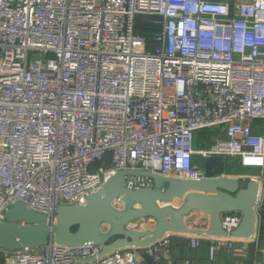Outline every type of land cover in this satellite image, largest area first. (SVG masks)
Here are the masks:
<instances>
[{
  "label": "built area",
  "instance_id": "obj_1",
  "mask_svg": "<svg viewBox=\"0 0 264 264\" xmlns=\"http://www.w3.org/2000/svg\"><path fill=\"white\" fill-rule=\"evenodd\" d=\"M196 155L257 170L241 178L264 190V0H0V222L23 202L53 224L120 170L203 178ZM153 184L126 176L130 189ZM241 220L225 213L226 236L189 246L206 243L214 261ZM169 246L103 254L52 237L0 244V264H140L142 252L160 263Z\"/></svg>",
  "mask_w": 264,
  "mask_h": 264
},
{
  "label": "water",
  "instance_id": "obj_2",
  "mask_svg": "<svg viewBox=\"0 0 264 264\" xmlns=\"http://www.w3.org/2000/svg\"><path fill=\"white\" fill-rule=\"evenodd\" d=\"M201 166L204 177L200 179L145 170L117 171L101 188L91 192L85 203L60 206L53 224L47 215L18 202L6 213V220L0 222V244L8 250L40 247L54 237L57 244L67 247L102 245L106 254L123 248H145L173 233L226 236L222 216L234 212L240 213L242 220L231 235L253 239L262 198L260 182L228 175L227 159L222 156L207 157ZM127 175L147 176L154 184L130 189L126 186ZM195 212L209 216L207 228L188 225L187 218ZM147 218L154 220L152 229L132 227L134 222ZM141 258V264H169L165 260L156 263L146 252L141 253Z\"/></svg>",
  "mask_w": 264,
  "mask_h": 264
},
{
  "label": "crops",
  "instance_id": "obj_3",
  "mask_svg": "<svg viewBox=\"0 0 264 264\" xmlns=\"http://www.w3.org/2000/svg\"><path fill=\"white\" fill-rule=\"evenodd\" d=\"M205 144L198 145V148L204 147ZM195 157V163L199 159ZM237 161L227 160V174L234 177L245 176L249 173H257V170H246L237 172L234 167ZM234 165V166H233ZM263 207L258 211V223L256 235L253 239H239L236 247L232 252L219 250L216 254V260L210 259L209 249L206 243L198 248L189 246L188 234H169L171 260L169 264H264V190L261 193ZM187 223L190 227L207 228L209 216L203 212H195L189 218ZM143 229V228H139ZM148 229V228H146ZM206 240V239H205ZM206 242V241H205ZM142 258H140L141 264Z\"/></svg>",
  "mask_w": 264,
  "mask_h": 264
},
{
  "label": "rangeland",
  "instance_id": "obj_4",
  "mask_svg": "<svg viewBox=\"0 0 264 264\" xmlns=\"http://www.w3.org/2000/svg\"><path fill=\"white\" fill-rule=\"evenodd\" d=\"M216 132H217V130H208L207 132H198L197 133V140H196V143L198 144V145H201V144H203L202 143V140H203V135H204V137H207V138H212L213 137V135H215L216 134ZM207 135V136H206ZM209 142H211L210 140H209ZM196 156H198L197 158L199 159L198 161H196L197 163H199V165L201 166L202 165V162H203V158L201 157V156H199V155H196ZM195 156V157H196ZM194 157V158H195ZM233 161H236V160H233ZM235 165V166H234ZM233 166L234 167H236L235 169H237V172H244V171H246V170H252V171H255V169H244V168H242L239 164H238V162L237 163H235ZM242 172V173H243ZM256 174H258V173H256V172H254V173H249V176H255ZM117 206H121V203H119V202H117ZM153 226H154V220H152V219H150V218H147V219H143V220H140V221H136V222H134V224L132 225V227L133 228H136V229H139V228H143V229H146V228H150V229H152L153 228Z\"/></svg>",
  "mask_w": 264,
  "mask_h": 264
},
{
  "label": "trees",
  "instance_id": "obj_5",
  "mask_svg": "<svg viewBox=\"0 0 264 264\" xmlns=\"http://www.w3.org/2000/svg\"><path fill=\"white\" fill-rule=\"evenodd\" d=\"M140 31L143 32L144 34L148 35L150 33V28H149V26L141 25Z\"/></svg>",
  "mask_w": 264,
  "mask_h": 264
}]
</instances>
